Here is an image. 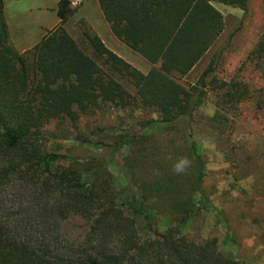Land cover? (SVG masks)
<instances>
[{
    "label": "trees",
    "instance_id": "trees-1",
    "mask_svg": "<svg viewBox=\"0 0 264 264\" xmlns=\"http://www.w3.org/2000/svg\"><path fill=\"white\" fill-rule=\"evenodd\" d=\"M214 1L250 15L251 0H98L114 35L159 64L143 73L86 20L74 38L65 24L79 7L70 0L58 3L59 23L20 53L0 0V264H248L224 252L218 236L185 233L209 212L227 228L225 241L237 242L229 215L205 190L206 161L194 139L200 107L213 93L211 121L246 102L264 109V86L218 77L223 50L195 84L181 81L225 28ZM245 65L264 69V32ZM105 106L131 111L135 125L79 132ZM53 122L76 132L78 152L48 147L53 136L45 128ZM128 145L121 163L128 193L120 201L108 166ZM85 147L110 154L88 155ZM181 159L190 163L177 173Z\"/></svg>",
    "mask_w": 264,
    "mask_h": 264
},
{
    "label": "rangeland",
    "instance_id": "rangeland-1",
    "mask_svg": "<svg viewBox=\"0 0 264 264\" xmlns=\"http://www.w3.org/2000/svg\"><path fill=\"white\" fill-rule=\"evenodd\" d=\"M58 0H5V17L9 28L10 45L20 53L40 40L46 30L59 22L54 12ZM213 5L223 14L225 28L211 50L193 71L181 81L195 84L212 58L223 50L222 62L217 75L223 80L243 78L254 88L264 86V69L254 70L245 61L264 32V0H251V11L245 17L237 6L214 1ZM81 9V10H80ZM84 19L102 38L105 44L119 56L143 73L154 66L139 53L119 40L104 18L98 0H83L76 14L65 24L76 39H80L78 22ZM216 97L210 93L200 107L195 123L194 139L203 149L207 166L205 190L214 205L230 217L237 242H226L227 228L218 224L212 213L190 220L185 233L195 238L218 236L222 250L248 264H264V109H257L254 102H246L223 117L211 121L217 110ZM137 116L140 112L136 113ZM135 120L129 110L108 106L98 110L92 119H84L79 132L90 133L96 127H133ZM52 135L48 143L51 150L60 153H75L82 146L74 140L76 132L69 125L53 122L46 126ZM96 139L113 143L112 135L95 134ZM131 146H125L119 156L109 163V169L117 180L120 201L128 193V183L122 169V160L130 153ZM85 154L102 153L84 148ZM163 223L166 217H161ZM72 224L65 230L74 238L78 232Z\"/></svg>",
    "mask_w": 264,
    "mask_h": 264
},
{
    "label": "clouds",
    "instance_id": "clouds-1",
    "mask_svg": "<svg viewBox=\"0 0 264 264\" xmlns=\"http://www.w3.org/2000/svg\"><path fill=\"white\" fill-rule=\"evenodd\" d=\"M190 162L187 159H181L176 165H175V171L177 173L182 172L189 164Z\"/></svg>",
    "mask_w": 264,
    "mask_h": 264
},
{
    "label": "crops",
    "instance_id": "crops-1",
    "mask_svg": "<svg viewBox=\"0 0 264 264\" xmlns=\"http://www.w3.org/2000/svg\"><path fill=\"white\" fill-rule=\"evenodd\" d=\"M59 1L60 0H58V2L57 3H59ZM71 2L73 1V0H70ZM57 8H58V6L55 8V10H54V12L57 14ZM81 10V9H80ZM105 18V17H104ZM59 23V22H58ZM57 23V24H58ZM57 24H55V25H52V27H50V28H48L47 30H46V32H45V34L48 32V31H50L51 29H53ZM44 34V35H45ZM43 35V36H44ZM42 38V37H41ZM41 40V39H40ZM40 40H38V41H36L34 44H32L31 46H29V47H23V49L21 50V52L23 53V52H25V51H27V50H29V49H31L33 46H35Z\"/></svg>",
    "mask_w": 264,
    "mask_h": 264
},
{
    "label": "built area",
    "instance_id": "built-area-1",
    "mask_svg": "<svg viewBox=\"0 0 264 264\" xmlns=\"http://www.w3.org/2000/svg\"><path fill=\"white\" fill-rule=\"evenodd\" d=\"M82 1L83 0H73L71 3H72V6L76 8L82 4Z\"/></svg>",
    "mask_w": 264,
    "mask_h": 264
}]
</instances>
